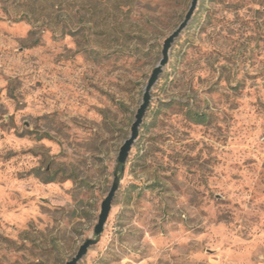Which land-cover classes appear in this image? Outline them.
<instances>
[{
	"label": "rangeland",
	"instance_id": "1",
	"mask_svg": "<svg viewBox=\"0 0 264 264\" xmlns=\"http://www.w3.org/2000/svg\"><path fill=\"white\" fill-rule=\"evenodd\" d=\"M190 3L0 0V264L94 237ZM151 95L78 264H264V0H199Z\"/></svg>",
	"mask_w": 264,
	"mask_h": 264
},
{
	"label": "water",
	"instance_id": "2",
	"mask_svg": "<svg viewBox=\"0 0 264 264\" xmlns=\"http://www.w3.org/2000/svg\"><path fill=\"white\" fill-rule=\"evenodd\" d=\"M198 3H199V0H191L189 9L184 19L177 26V28L164 40L161 59L157 63L155 68L153 69L149 77V80L145 86L142 103L136 112L135 120L133 121L132 126H131L130 135L124 141L123 145L120 148L119 155H118V164L116 166L115 173H114V180H113L112 186L107 196L105 197V199L103 200L101 204V210H100V214L98 217V221L94 227V237L87 238L80 245L77 253L70 260H68L65 264H78L83 259V257L87 255L89 249L93 245L97 244L98 241L101 239V235L104 232L105 224L108 220V217L112 209L114 198L121 184V177L125 172L129 153L132 149L133 144L135 143V141L137 140L139 136L140 127L143 123L147 110L151 104L152 89L154 85L157 83L159 76L163 72L165 66L169 62L170 51H171L173 43L179 37L182 31L185 28H187V26L189 25V22L192 20V17L194 15V12L197 8Z\"/></svg>",
	"mask_w": 264,
	"mask_h": 264
},
{
	"label": "trees",
	"instance_id": "3",
	"mask_svg": "<svg viewBox=\"0 0 264 264\" xmlns=\"http://www.w3.org/2000/svg\"><path fill=\"white\" fill-rule=\"evenodd\" d=\"M189 111H191V110H189ZM193 118L199 123L204 121L203 114H201V113H193ZM49 181H51V180H49Z\"/></svg>",
	"mask_w": 264,
	"mask_h": 264
}]
</instances>
